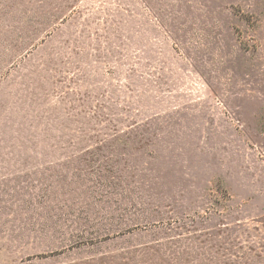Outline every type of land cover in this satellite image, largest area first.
Returning a JSON list of instances; mask_svg holds the SVG:
<instances>
[{"label": "rangeland", "instance_id": "obj_1", "mask_svg": "<svg viewBox=\"0 0 264 264\" xmlns=\"http://www.w3.org/2000/svg\"><path fill=\"white\" fill-rule=\"evenodd\" d=\"M0 264H264V0H0Z\"/></svg>", "mask_w": 264, "mask_h": 264}]
</instances>
